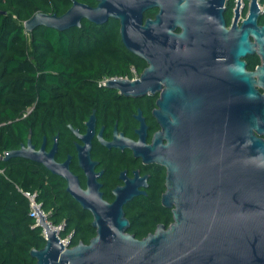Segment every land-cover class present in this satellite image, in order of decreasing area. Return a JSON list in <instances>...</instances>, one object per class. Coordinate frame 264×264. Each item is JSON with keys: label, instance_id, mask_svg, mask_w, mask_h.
<instances>
[{"label": "water", "instance_id": "obj_1", "mask_svg": "<svg viewBox=\"0 0 264 264\" xmlns=\"http://www.w3.org/2000/svg\"><path fill=\"white\" fill-rule=\"evenodd\" d=\"M97 1L91 6L73 0L60 15L37 12L23 22L24 29L64 30L79 27L82 19L94 24L119 20L123 45L146 66L137 78L117 77L106 85L132 96L164 86L153 111L160 130L146 144L138 115L137 141L115 127L110 141L103 139L101 129L97 138L107 147H128L143 162L165 167L161 203L171 209L172 222L158 224L142 238L128 232L123 206L144 193L137 184L146 176L139 178L138 171L128 179L121 172L124 185L112 190L111 202L103 198L94 172L97 162L90 156L93 111L84 133L68 124L81 142L75 148L87 178L85 189L69 169L70 155L56 161L58 135L49 150L45 137L36 148L28 136L3 156L44 165L65 180L66 192L92 215L95 235L88 243L64 248L57 231L33 206L47 233L43 247L30 250L35 264H264V25L257 26L264 6L251 0L242 23L227 30L225 0ZM240 4L238 0L234 17L239 18ZM152 7L158 12L144 19ZM254 51L261 63L248 71L243 58Z\"/></svg>", "mask_w": 264, "mask_h": 264}, {"label": "trees", "instance_id": "obj_2", "mask_svg": "<svg viewBox=\"0 0 264 264\" xmlns=\"http://www.w3.org/2000/svg\"><path fill=\"white\" fill-rule=\"evenodd\" d=\"M72 1L0 0V264H35L30 250L40 249L45 242L39 227L32 225L28 202L16 186L38 192L44 208L51 211L49 218L53 222L64 220L66 232H73L72 246L79 241L88 243L95 235L91 213L66 192L64 179L35 161L5 159V153L26 143L28 136L36 148L43 137L50 147L58 133L56 160L75 154L73 133L67 124L84 131L92 107L97 109L98 125L107 124L101 114L114 105L111 91L100 86L99 80L105 76L131 77V66L138 72L146 66L123 45L119 23L113 18L103 24L82 19L79 27L64 30L47 26L24 29L23 22L35 13L60 15ZM259 19L264 23V13ZM246 60L250 69L259 62L256 55ZM106 172L115 179L116 171L108 167ZM151 179L148 194L124 206L130 222L128 232L136 238L153 232L158 223L168 226L172 222L171 209L160 202L165 188L163 175L155 172ZM108 195L107 189L105 197Z\"/></svg>", "mask_w": 264, "mask_h": 264}, {"label": "flooded vegetation", "instance_id": "obj_3", "mask_svg": "<svg viewBox=\"0 0 264 264\" xmlns=\"http://www.w3.org/2000/svg\"><path fill=\"white\" fill-rule=\"evenodd\" d=\"M93 2L94 3L91 6H95L98 1L93 0ZM223 8H224V11L222 14L223 15V21H224V26L227 30L230 29L232 23H234V22L237 26H239L242 23L243 20L238 19V17L232 18L230 16V18L228 20V15H231V11L228 10V8H226L224 5H223ZM158 10H159L158 7H152V8L147 9L143 13V18L144 19H146L148 17L153 18L156 15V13L158 12ZM147 11L150 12L149 15H146ZM109 19H111V18H109ZM116 20L119 23V20L118 19H116ZM81 24H82V22H81ZM261 25H264V23H261L260 19L258 17L257 18V26H261ZM175 31L179 32L180 28L177 27L175 29ZM249 37H250V41L254 42V39L252 38V36L249 35ZM254 48L257 49V45H254ZM250 55H256L259 58L258 64H256L252 69H250L248 67L247 60H246L247 57ZM222 58H223V56H222ZM243 59L246 62V70H248V71L255 70L256 67H258V65H260V63H261V58H260V55L257 51H254L253 54H249ZM135 70H136V74L139 75L140 72H138L136 68H135ZM124 77H127V76H124ZM128 78L131 79L130 77H128ZM135 78H137V77H135ZM100 86L111 91L110 96H112V100H113L112 102H114L113 106L111 104V111L109 109L107 111H104L103 114H101V115H103V117L106 120H108L107 124L105 123V124L98 125V114H97L98 112L96 113L97 109L92 107V110H91V113H93V111H94V114H95V135L91 139L90 156H91V159L93 161L97 162V164L94 167V172L96 173L97 181L100 183V191L102 192L103 198L105 200H107L108 202H111L114 199V195L112 193V190L116 186L124 185L125 182L120 177L121 172H124V177L126 179L134 177V171H138V177L139 178L146 176L144 181H139L137 184L138 190L142 191L144 193H141L135 197L146 196L148 194L150 185H152L151 183L153 181L151 179V176L155 172L160 173V177H161V175H163L164 187H165L166 169L164 166L157 164L155 162L145 163L142 161V159L140 157H135L133 155L132 151L128 147H124V148L107 147V146L103 145L97 138V133L101 129L103 139L106 141H110L113 137V130L115 127L118 134L122 133L124 135V137L131 139V140H134V141H137L139 139V134H137L136 131L139 130V128L141 126V121L137 118V116L139 115L140 118L142 119L144 125H145L144 129L141 130V133H144L145 143L146 144L151 143L152 136H153L154 132L160 130V125L157 122V120L153 114V111L157 108L156 101H157V99L161 93V90L163 89L164 86H161V89L156 90L153 93L148 91L145 94H138L136 96L124 95V94L118 92L117 89L108 87L106 85V83L100 84ZM112 107H113V110H112ZM99 112H101V111H99ZM91 113L89 114V116L91 115ZM110 113H113V115ZM89 116H88V118H89ZM111 119H114L112 126H110V124H109L111 122ZM68 124H70V123H68ZM68 124H67V128H68ZM84 127H85L84 131L79 130L78 127H73V128H77L80 133H84L86 130L85 122H84ZM56 135H58V133ZM56 135L53 137V142L55 140ZM58 138H59V135L56 139L57 148H58V142H59ZM53 142H51L50 147L46 146V150H49L51 148ZM72 142L74 145L75 154H72V153L66 154V157L68 155L71 156L70 162H69V169L77 177L81 188L85 189L87 178H86V175L84 174L83 170L78 165L77 153H76V148H75V143L76 142L81 143V142L74 134H73ZM66 157L63 160H60V161L56 160V161L62 162L66 159ZM108 167L112 172H115V171L117 172L115 179H113L114 176L111 178L107 175L106 171L108 170ZM97 173H100V175ZM107 189L109 191V195L106 198L105 192ZM164 190H165V188H164ZM135 197H133V198H135ZM160 202H161V196H160ZM161 205H162V203H161ZM124 206H123V210H124ZM124 214H125V212H124ZM158 224H160V223H158ZM161 224H163V223H161ZM129 225H130V222H129ZM165 227H167V226H165ZM149 233H151V232H149Z\"/></svg>", "mask_w": 264, "mask_h": 264}, {"label": "built area", "instance_id": "obj_4", "mask_svg": "<svg viewBox=\"0 0 264 264\" xmlns=\"http://www.w3.org/2000/svg\"><path fill=\"white\" fill-rule=\"evenodd\" d=\"M231 2V3H230ZM238 0H225L224 6L227 8H230L231 11V17L234 18L235 11L234 9L237 7ZM241 4L239 6V18L240 20L245 19L246 15L248 14V8L250 6L251 0H240ZM258 3L260 6H264V4L261 3L260 0H258ZM230 4V5H229ZM264 13V8L259 12L258 15H262ZM130 73H131V79L137 77L136 70L134 66L130 67ZM122 77V76H120ZM117 78L116 76H110V77H102L99 80L100 84H105L107 80ZM128 78V77H126ZM0 172H2V169H0ZM17 190L23 195V197L26 198L28 202V215L30 218H32L33 222L32 225L34 227H39L40 234L44 238V240L47 237L46 228L42 226L39 223V216L33 206H36L38 210L43 214L44 216V223H46L49 228L52 231H57V237L63 242L64 248L71 247L72 246V239H73V232H66V223L64 220H61L59 222H53L50 218V210H46L43 205V201H41L38 197V192L36 190H28L23 189L20 186H16Z\"/></svg>", "mask_w": 264, "mask_h": 264}, {"label": "rangeland", "instance_id": "obj_5", "mask_svg": "<svg viewBox=\"0 0 264 264\" xmlns=\"http://www.w3.org/2000/svg\"><path fill=\"white\" fill-rule=\"evenodd\" d=\"M228 10H230V8H228ZM139 75H137V77H138Z\"/></svg>", "mask_w": 264, "mask_h": 264}]
</instances>
